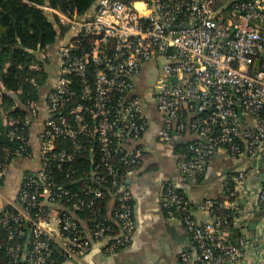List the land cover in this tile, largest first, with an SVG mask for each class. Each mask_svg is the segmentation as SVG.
<instances>
[{"label": "built area", "instance_id": "obj_1", "mask_svg": "<svg viewBox=\"0 0 264 264\" xmlns=\"http://www.w3.org/2000/svg\"><path fill=\"white\" fill-rule=\"evenodd\" d=\"M46 9L55 14L57 27L64 28L56 82L46 97L44 115L34 102L22 122L5 115L7 138L19 145L5 151L0 162V264H58L52 258L55 250L80 260L90 252L91 239L112 235L107 218L96 222L90 238L77 218L79 206L98 216L95 200L106 197L101 188L88 185L86 194L92 198L86 201L50 177L52 162L62 170L82 150L97 151L100 164L91 175L101 184L110 178L115 189L121 233L110 248L130 245L136 229L132 196L119 182L114 156L123 152L127 164L141 166L142 155L130 151L129 141L147 132L144 109L150 103L164 116L159 132L163 141L173 133L193 134L189 158L180 162L185 178L198 180L218 148L238 158L245 143L255 161L229 187L231 199L220 208L231 217L223 221L215 218L214 202L202 206L208 219L201 222L177 187L165 189L163 209L185 225L195 243L183 263L264 264V219L255 238L242 227L238 244L220 231L222 224H239L246 200L257 213L264 206V185L252 190L246 184L250 175L261 173L259 161L264 159V0H98L86 15ZM149 64L157 75L149 93L139 96L137 81ZM36 127L37 167L23 174L18 196L11 199L4 192L10 166L33 157L25 131ZM61 139L71 141L73 149L59 147ZM100 168L104 174L96 176ZM64 200L76 202L74 210L62 206ZM175 211L184 217L177 218Z\"/></svg>", "mask_w": 264, "mask_h": 264}, {"label": "crops", "instance_id": "obj_2", "mask_svg": "<svg viewBox=\"0 0 264 264\" xmlns=\"http://www.w3.org/2000/svg\"><path fill=\"white\" fill-rule=\"evenodd\" d=\"M50 8V7H46ZM45 8L53 23L56 16ZM53 9V8H51ZM51 52L46 51L42 57H51ZM50 77L48 86L43 91L42 113H45L46 97L56 82L57 67ZM157 75L153 64L147 65L137 81L136 94L147 95ZM14 108V107H12ZM144 118L148 122V130L138 141H129L131 152L139 150L142 163L138 170L127 175L124 186L132 196L133 214L136 229L130 245L125 248L112 250L111 243L120 236V229L115 220V200L111 199L106 204L107 216L113 226L112 235L104 240L91 239L90 252L80 260L64 258L60 264H184L183 255L193 253L195 243L185 225L176 219L169 218L163 209L162 197L165 189L171 185L182 190L191 205L194 207L199 221L206 222L207 213L202 206L207 201H221L229 189V182H233L239 171L250 167L253 161L244 143V153L240 157H233L225 148H218L208 164L206 172L199 180L185 178L180 169V162L187 152V146L193 139L191 132L183 134L173 133L171 140L163 141L159 132L164 129L165 120L154 103L144 109ZM5 119V116H4ZM3 119V122H4ZM39 128L31 131V142L34 154L31 159H23L10 166L6 179L4 192L11 198L18 196L21 178L26 171H34L39 159ZM260 174H252L247 180V187L259 190L264 185V159L259 161ZM3 202L0 199V210ZM257 213L251 200L240 207L237 226L249 229L252 238L259 235V225L264 219V206ZM255 224V228L252 225ZM81 225L90 238L88 223ZM240 229V231H241ZM236 232V227L231 232H223L230 241ZM233 242V241H232ZM239 242V239H238Z\"/></svg>", "mask_w": 264, "mask_h": 264}, {"label": "trees", "instance_id": "obj_3", "mask_svg": "<svg viewBox=\"0 0 264 264\" xmlns=\"http://www.w3.org/2000/svg\"><path fill=\"white\" fill-rule=\"evenodd\" d=\"M120 1L129 4L130 1L141 0ZM97 2L98 0H0V162L5 161V151H14L19 145L18 142L9 141L7 138L8 129L3 125L4 116L8 112V118L22 122L28 114L29 103L34 102L41 106L43 91L49 84L53 73L52 69L57 67V49L60 38L64 34V28L59 29L56 23L49 21L45 8L50 7L63 13L86 15L95 10ZM46 51L51 52V57L41 56ZM21 125L22 123L19 127ZM31 131L30 129L25 131V135L29 139ZM188 132L191 131L187 130L182 134L186 135ZM191 135L193 134L191 133ZM57 143L59 147L73 149V143L69 140L61 139ZM92 152L95 153L94 158L90 156ZM184 154L183 160L189 158L187 152ZM99 158L96 150H82L77 154L75 161L64 166L62 170H58L54 162L49 165L50 177L55 183L65 186L72 193H79L80 197L86 201L92 198L86 194L88 185L99 187L105 192L104 200H95L96 207L99 208L97 217L86 207L79 206V210L76 212L80 224L81 222L88 223L89 231L95 227L100 218L108 219L106 210L108 201L115 200V210L119 206L113 195L115 189L112 187L110 178L101 184L96 177L91 175L92 170L100 164ZM127 160L129 158L123 152L116 153L114 156L121 185H124L129 172H134L140 167L127 164ZM97 171L96 176L104 174L102 168ZM232 186H234L233 182H229V187ZM178 191L184 199L187 198L182 190ZM226 199H231L228 192ZM74 203L76 202L64 200L62 206L74 210ZM214 203L213 212L217 221L231 217L230 211L220 208L224 199L214 201ZM191 208L195 211L192 205ZM174 213L179 219L184 217V213L181 211ZM166 214L170 218V215ZM108 221L113 229L110 219ZM233 228H235L233 223L222 224L220 231L231 232ZM52 258L60 264L67 257L55 250L52 253Z\"/></svg>", "mask_w": 264, "mask_h": 264}, {"label": "water", "instance_id": "obj_4", "mask_svg": "<svg viewBox=\"0 0 264 264\" xmlns=\"http://www.w3.org/2000/svg\"><path fill=\"white\" fill-rule=\"evenodd\" d=\"M260 64V62L258 63ZM252 228H255V224L252 225ZM240 226H236V232L234 234H232L231 236V241H233L235 244H238V239L240 238Z\"/></svg>", "mask_w": 264, "mask_h": 264}, {"label": "rangeland", "instance_id": "obj_5", "mask_svg": "<svg viewBox=\"0 0 264 264\" xmlns=\"http://www.w3.org/2000/svg\"><path fill=\"white\" fill-rule=\"evenodd\" d=\"M49 21L52 22L51 18H49Z\"/></svg>", "mask_w": 264, "mask_h": 264}, {"label": "bare ground", "instance_id": "obj_6", "mask_svg": "<svg viewBox=\"0 0 264 264\" xmlns=\"http://www.w3.org/2000/svg\"><path fill=\"white\" fill-rule=\"evenodd\" d=\"M138 6L140 7L141 5L139 4Z\"/></svg>", "mask_w": 264, "mask_h": 264}]
</instances>
